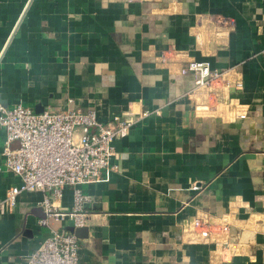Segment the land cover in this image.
<instances>
[{
  "label": "crops",
  "instance_id": "0c3cea01",
  "mask_svg": "<svg viewBox=\"0 0 264 264\" xmlns=\"http://www.w3.org/2000/svg\"><path fill=\"white\" fill-rule=\"evenodd\" d=\"M193 60L223 81L197 91L182 74ZM0 103L105 124L150 112L116 143L109 179L82 186L83 226H41L42 192L0 210V264L72 228L87 229L81 264H264V0H0ZM5 138L0 203L21 183ZM74 205L71 189L56 203ZM196 219L214 226L209 240Z\"/></svg>",
  "mask_w": 264,
  "mask_h": 264
},
{
  "label": "built area",
  "instance_id": "2783aa9c",
  "mask_svg": "<svg viewBox=\"0 0 264 264\" xmlns=\"http://www.w3.org/2000/svg\"><path fill=\"white\" fill-rule=\"evenodd\" d=\"M182 74L193 75L196 90L201 91L222 82L226 72L212 69L208 62L193 60L182 69ZM149 115L148 111L139 116L127 113L105 124L92 110L36 113L21 104L6 108L0 103V130L6 135L4 166L21 180L19 186L8 191L0 203V210L15 207L23 193L42 192L46 196L43 202L46 218L39 222L41 226H48L51 221H72L75 227L83 226L87 217L83 207L88 198L82 186L109 179L117 170L112 163L117 154L116 143L126 139L132 128ZM15 142L19 146L12 149ZM67 189L74 194V210L61 212L56 203ZM199 189L194 187L195 191ZM224 221L221 225L227 231L229 224ZM192 225L202 241L214 235V226L207 221L196 219ZM79 250V239L74 233L65 229L53 230L26 256L25 264H81Z\"/></svg>",
  "mask_w": 264,
  "mask_h": 264
},
{
  "label": "water",
  "instance_id": "95a60500",
  "mask_svg": "<svg viewBox=\"0 0 264 264\" xmlns=\"http://www.w3.org/2000/svg\"><path fill=\"white\" fill-rule=\"evenodd\" d=\"M71 231L75 234L77 238H85L87 234V229L86 228H72Z\"/></svg>",
  "mask_w": 264,
  "mask_h": 264
}]
</instances>
